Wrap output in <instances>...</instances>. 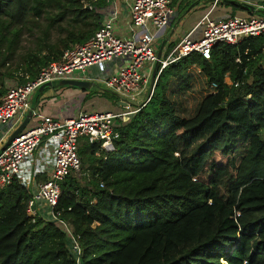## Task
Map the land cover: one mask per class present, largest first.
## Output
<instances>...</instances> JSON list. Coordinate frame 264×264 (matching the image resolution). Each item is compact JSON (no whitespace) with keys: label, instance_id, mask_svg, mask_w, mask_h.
Instances as JSON below:
<instances>
[{"label":"trees","instance_id":"1","mask_svg":"<svg viewBox=\"0 0 264 264\" xmlns=\"http://www.w3.org/2000/svg\"><path fill=\"white\" fill-rule=\"evenodd\" d=\"M99 1L0 0V70L23 31L40 30L15 72L19 83L34 79L102 26ZM52 30L61 35L53 42ZM192 67L217 88L185 119L169 94L189 90ZM159 69L150 100L114 128V150L81 143L85 183L60 184L57 209L73 226L80 264H264V35ZM10 76L0 73V98ZM28 199L16 181L0 189V264H75L53 223L30 224Z\"/></svg>","mask_w":264,"mask_h":264},{"label":"built area","instance_id":"2","mask_svg":"<svg viewBox=\"0 0 264 264\" xmlns=\"http://www.w3.org/2000/svg\"><path fill=\"white\" fill-rule=\"evenodd\" d=\"M219 1L214 0V5ZM257 9L264 8L259 6ZM255 15L257 13L218 21L205 16L197 25L202 27L199 39H192L191 33L185 35L164 60L158 61L155 44L174 16L170 0H133L129 9L130 37L122 38L115 34L116 15L113 12L86 42L65 50L59 60L42 68L34 79L25 76L24 83L16 81L10 86L5 85V94L0 99V128H7L9 134L19 127L31 110V98L40 86L58 81L84 80L89 69L126 59L120 69L99 80L106 91L124 103L125 111H80L65 120L41 117L35 126L26 127L19 133L0 154V189L18 179L22 163L32 157L41 145L51 148V170L47 179L28 193L26 215L31 225L39 218L53 223L65 236L68 254L75 264H80L81 248L73 226L61 217L57 209L61 182L70 176L77 178L81 171L80 143L98 145L100 151L112 152L114 140L118 137L114 128L126 123L152 96L155 80L152 87L149 83L156 63L160 72L191 53H198L209 60L212 47L219 43L235 45L244 37L264 35V16ZM236 62L240 63L239 59ZM209 87L210 93L217 88L215 84ZM20 184L26 188L25 183L20 181ZM100 187H103L102 183Z\"/></svg>","mask_w":264,"mask_h":264},{"label":"crops","instance_id":"3","mask_svg":"<svg viewBox=\"0 0 264 264\" xmlns=\"http://www.w3.org/2000/svg\"><path fill=\"white\" fill-rule=\"evenodd\" d=\"M98 1L99 0H97V2ZM231 1L240 3L242 1V3L247 4L248 2H250L249 0H220L214 5V0H170V6L174 10V16L171 19L168 27L164 31H162L155 44L157 52L162 46L160 59L164 60L171 52V50L178 44L181 38L185 35L191 33L190 37L192 39L199 38L201 36L202 27H197V25L205 16H208L209 19L215 21L224 20L230 17L229 15L233 17L235 13L231 12L230 14V9L225 8V5L230 6ZM99 2L100 8H97L96 11L101 13L103 16L102 25L105 19L114 12L116 15V20L114 22L115 34L118 37L122 38L130 37L131 32L129 30V9L133 3V0H108L107 2H103L102 0H100ZM254 2L255 1H253L252 3ZM252 6L257 9V7H259L260 5H256L254 3V5L252 4ZM125 63V58L117 59L110 63H107L106 65H104L107 66V71L104 72V74L100 78H96L98 76H93L94 74L92 68L87 72L86 78L80 81L89 83L96 82L100 84L99 80L101 78L117 71ZM87 91L88 90H81L70 86L57 87L56 90H53V88H45L43 91H41L36 100V104L33 106V116L29 124L32 122L31 127L35 126L43 116L51 117L55 120H65L72 118L71 115L73 113H75L76 115L78 112L84 111V105L82 107H74L72 106V104L75 100L81 98V92L87 93ZM104 92L109 93L106 90ZM34 94L31 98V103L34 98ZM114 99L118 107L125 109L124 103L120 102L117 98ZM53 116H55L56 118H54ZM7 131V128H0V149L4 145L9 135L15 130H13L9 134H7ZM52 154L53 151L51 148L41 145V147L33 154L32 157L22 163L20 168L21 173L18 177L19 180L17 179L16 182L19 185H21L20 181L22 183H25L26 188H24L28 193L32 188H34L35 185L47 179L53 162Z\"/></svg>","mask_w":264,"mask_h":264},{"label":"rangeland","instance_id":"4","mask_svg":"<svg viewBox=\"0 0 264 264\" xmlns=\"http://www.w3.org/2000/svg\"><path fill=\"white\" fill-rule=\"evenodd\" d=\"M249 1H250V4L253 1H255L254 3L256 5L257 4L259 5L261 2L264 3V0H249ZM254 3L252 4L254 5ZM241 4H243L242 1H241ZM225 8L230 9L229 11L230 14L231 12H234L235 13L234 16H244V17L249 16L245 11L234 10L229 5H225ZM258 14L259 13H257V15ZM229 16L231 17V15ZM38 22L41 25V27H44L46 24L43 18L39 19ZM40 34H41L40 30H34L30 32L27 30L23 31L20 37L17 55H14L13 57L14 59L13 63L10 64L9 67H5L0 70L1 74H3L6 71L11 72L12 76L8 78H4L5 85L10 86L14 84L16 81H18V79L21 77V72H19L20 70H17V73H15L16 69L17 67H21V68L24 67V61L26 60V57L28 56L24 54L27 52V50H30L35 47V44L37 43L40 37ZM60 36H59V33L56 32L55 30L51 31V41L52 42L55 41L56 38ZM106 64L107 63H104V64H100L98 66L93 67L92 69L93 74H94L93 76H98L96 78H100L104 74V72L107 71V66H104ZM190 74H191V83H190V88L187 92L178 93L176 89L172 90L171 88L170 90L171 93L169 94V98L173 102L177 113L179 114L180 117L185 118V119L191 118L196 114L197 108L200 102L211 92L210 87L207 84L205 78L200 74L197 68L195 67L190 68ZM57 83L58 82L53 83V87H52L53 90H56L57 87H62V86H59ZM149 85H151V79H150ZM104 91L105 89L103 85L93 82L92 87L87 91V93L81 92V98L75 100L72 106L82 107L84 105L83 110L85 112H96V111H100V112L108 111V112H113V113L124 112L125 109H122L121 107H118L116 105L115 99L112 98L111 94L104 92ZM31 104L32 103L30 101V106ZM35 104H36V101L34 102V105ZM131 104L134 105V103H131ZM130 108H134V107L131 106ZM74 115L75 113H73L71 116L73 117ZM53 117L56 118L55 116ZM31 126H32V122L27 126V128H30ZM77 178L79 179L81 184L85 183L83 171H80L79 176ZM221 263L224 264L223 262Z\"/></svg>","mask_w":264,"mask_h":264},{"label":"water","instance_id":"5","mask_svg":"<svg viewBox=\"0 0 264 264\" xmlns=\"http://www.w3.org/2000/svg\"><path fill=\"white\" fill-rule=\"evenodd\" d=\"M243 5L245 7H247L251 13H256L258 12L259 14L264 16V9H259L257 10L254 6L247 4V3H243ZM161 50H162V46L159 48L158 52H157V59L158 61L160 60L161 57ZM158 70V63L155 64L153 72H152V76H151V85L150 87L153 86L155 77H156V73ZM59 86L65 87V86H70V87H74L77 89H81V90H89L92 86V83L89 82H82V81H75V80H69V81H58L57 83ZM53 87V83H46L42 86H40L34 94V98L32 101V106H31V110L26 114L25 118L23 119L22 123L19 125V127L13 131L9 137L7 138V140L5 141L4 145L1 147L0 149V154L9 146V144L12 142V140L19 134L21 133L29 124L31 117H32V111H33V106H34V102L36 101L37 97L39 96V94L41 93V91H43L45 88H52Z\"/></svg>","mask_w":264,"mask_h":264}]
</instances>
